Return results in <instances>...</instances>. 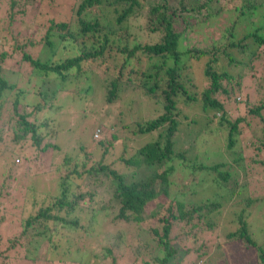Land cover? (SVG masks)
I'll return each mask as SVG.
<instances>
[{
	"label": "trees",
	"instance_id": "1",
	"mask_svg": "<svg viewBox=\"0 0 264 264\" xmlns=\"http://www.w3.org/2000/svg\"><path fill=\"white\" fill-rule=\"evenodd\" d=\"M53 3V0H0V63L19 52L23 63L40 73L37 76L40 83L54 82L52 91L38 92L43 101L32 106L21 101L24 89L17 90L7 126L14 143H28L41 151L58 148L43 139L58 137L56 128L67 127L68 123L64 117L61 121L51 118L44 109L58 113L60 106L55 102L58 92L73 85L78 87L74 91L77 98L87 102L94 92L89 79L92 74L103 77L106 103L135 91L154 105L155 116L137 122L140 133L154 132V135L131 154L121 153L118 162L125 169L117 167L109 153V146L118 138L115 133L109 140L98 141L99 157L93 159L81 142L80 153L65 156L67 166L73 162L71 169L64 173L59 166L50 169L59 172L53 176L55 192L49 193L51 203L22 218L18 226L27 252L43 242L51 251L58 252L62 246L61 252L70 253L74 234L82 231V227L92 230L109 217L113 222L128 223L132 232L143 233L148 236L146 241L154 243L155 255L143 264H180L195 251L182 242H196L200 224L194 221L203 219L205 228L217 233L215 238H223L216 243L218 246L237 244L245 255L251 250L245 256L247 264H264V214L261 236L252 229V225L260 222L251 221L253 208L264 212V198L253 196L248 183L240 181V174L225 160L209 164L199 160L213 151V138L222 136L223 149L241 166L245 146L240 135L246 116L233 117L228 104L245 107L253 102L248 118H259L261 136L256 139L249 136V144L257 154L256 163L262 164L264 170V0H77L70 7L69 20L49 18L47 8ZM226 10H232L235 16L227 26L206 40L195 38L197 28ZM71 14L75 15V28ZM16 20H30L35 30L26 35L18 29ZM33 38L46 43L53 53L58 47L67 51L71 44L77 51L57 61L52 58L41 61L26 50L36 46ZM246 78L251 83L245 84ZM14 87L0 74V95L5 88ZM200 111L204 126L199 130L193 124L194 113ZM181 134L195 150L192 160L188 151L179 146ZM219 148L215 147L220 152ZM177 165H182L191 178V187L184 184L188 190L203 181V173H209L215 186L224 192L223 197L238 196L236 204L228 210L227 222L232 228L225 224L222 229L219 225L221 193L190 203L172 195L171 177ZM144 168L152 170L140 171ZM138 171V176L133 177ZM144 171L147 173L141 174ZM87 182L98 189L83 190ZM100 188L107 196L99 192ZM86 195L89 201L80 204ZM4 218L1 216V220ZM178 225L189 229L174 233ZM17 239H12V248ZM148 242L144 241V248L150 246ZM86 253V250L77 253L72 260L78 264H103L91 261L90 256L84 257ZM202 255L203 252L198 253L197 258ZM116 261V257L112 258L114 264Z\"/></svg>",
	"mask_w": 264,
	"mask_h": 264
},
{
	"label": "rangeland",
	"instance_id": "2",
	"mask_svg": "<svg viewBox=\"0 0 264 264\" xmlns=\"http://www.w3.org/2000/svg\"><path fill=\"white\" fill-rule=\"evenodd\" d=\"M53 1V5L49 6L46 12L49 18L69 20L70 7L77 0ZM30 7L34 13L37 12L33 5H30ZM74 18L75 15L71 18V23L75 28L77 23ZM234 18L232 10L222 12L218 17L211 19L209 23L197 28L195 38L206 40L213 32H219ZM16 25L26 35L35 30V25L30 20H26L25 22L16 20ZM38 26L41 25L39 24ZM14 27L15 23L12 25V29ZM41 35H43V32ZM35 40L33 38V41ZM57 40L58 37L55 41ZM13 42L14 39L10 43L13 44ZM34 44L36 45L34 48L28 47L26 50L33 57L41 59V61L49 58L57 61L58 58L73 55L77 51L74 44H71L67 51H63L58 47L55 50L56 53H53L46 43L38 39ZM12 49L10 48L9 51H13ZM20 55L17 52L13 54V58H8L2 64L0 63V74L7 79L9 84L15 86L13 89L5 88L0 95V136L2 137L0 139V264H78V261L72 260V258L77 256V253L79 255L83 250L87 251L84 257L90 256L92 257L91 261L96 262L98 260L103 264H114L112 262V258L114 257L117 258L115 264H143L145 261L150 260L151 256L155 255L156 248H153L154 243L146 241L148 236L143 233H134L131 231V225L128 223L113 222L109 217L100 221L92 230H86L82 227V231H78L76 235L74 234L73 238L75 241L73 242V246L78 248L77 251L72 246V252L66 254L63 251L61 252L62 246H60L58 252L51 251L52 249L45 246L42 242L37 249L31 247L29 252H27L24 235L18 226L22 218H27L31 212L37 211L41 205L46 206L51 203L49 193L55 192L53 176L58 175L59 172L55 173L50 169L59 166L62 168V173L67 171V169H71L73 162L71 161L68 167L65 164V156L70 155L74 157L76 153H80L79 145L81 142L84 144L85 152L90 154L93 159L99 157L101 146L98 145V141L111 139L112 133H115L118 138L113 142V146H109V153L111 159H115V165L120 167L118 158L121 153H124L123 155L131 154L135 148L144 145L154 135V132L140 133L137 122H143L148 117L155 116L152 112L155 106L145 101V97L139 96L135 91L127 95L125 93L118 101L106 103L103 77L92 74L89 79L93 84L94 92L87 102L82 103L77 98V94L74 91L78 87L73 85L58 92L55 99V102L59 103L58 106H60L58 113H54L46 107L44 109V112L50 115L51 118L61 121L64 117L68 123L67 127L61 126L58 129L56 128L55 131L58 137L51 136L50 138L43 139L49 143L57 144L58 148H49L41 151L30 147L28 143L27 145L24 143L16 144L13 141L12 132L10 129L8 130L7 126L9 123L8 118L13 112L12 101L16 96L17 90L19 88L24 89L21 101L22 103H30V106H32L34 103L43 101L42 94L38 92L41 90L52 91L54 85L53 81L40 83V80L37 78L40 73L28 66V64L23 63ZM244 81L245 84L251 83L248 78ZM79 82L77 81L76 83ZM249 89L251 91V88ZM240 97L241 95L237 96V99L239 100ZM231 103L228 106H230L229 110L233 117L243 114L246 116V121L243 122L242 133L240 135L242 137L241 144L245 146L242 151L243 159L239 163L241 166H238V162L233 161V157L227 155V151L223 149L222 136L213 138V145H211L213 151L211 149L205 157L200 156L199 160L206 164L225 160L226 163H230L232 170L234 169L240 174V181L248 183L250 193L253 196L264 198L263 165L256 163L257 154L253 152L255 150L252 147L253 145L249 144V136L252 135L254 139L261 136V121L258 120L257 116L248 118L250 116L249 108L252 107L253 102L247 104L245 107L230 105ZM194 114H196V122L193 124V127L200 130L201 126H204V115H202V111L199 113L195 112ZM248 119H250V122H248ZM53 121L55 123V120ZM183 136L184 134H181L179 146L188 151L187 155L192 160L195 158V150L187 143ZM216 146L220 147V152L215 149ZM120 168L125 169L123 166ZM145 169L152 170L151 168H144L140 171ZM140 171L134 173L133 177H137ZM146 173L147 171H144L141 174ZM202 177L204 179L201 183L194 184L192 189L188 190L184 184L190 186L191 178L187 175V170L182 168V165H177L171 177L173 180V184L170 187L172 195L183 202L190 203L213 198L216 192L221 193L220 196L223 199L221 212L219 213L221 219L216 217L211 218L215 221L218 219L219 225H222V229L225 224L227 228H232L233 226H230L227 222L228 210L231 205L236 204L238 196L231 198L224 195L223 197L224 192L218 189L212 182L211 174L203 173ZM87 183V186L83 190L98 189L96 186L91 185L90 182ZM31 186L34 187L31 188ZM99 192L107 196L105 190L102 188H100ZM88 201L89 196L86 195L84 199L80 200V204L87 203ZM252 210L253 219L251 221L256 222L258 220L260 222L256 226L252 225V229L254 231L257 230L259 233V229L263 230L264 212H260L255 208ZM3 215L5 218L1 220V216ZM194 222L200 224L196 231L199 238L194 244L188 240L182 243L195 251L182 259L180 264H214V262L219 264L248 263L245 262V256H248L251 250L245 255L237 244L227 247L226 243H222L221 246H218L216 243L221 242L223 238H215L217 233H210L205 228L203 219H196ZM185 229L188 230L189 226L178 225L174 227V233H182ZM217 230L219 232V229ZM118 233L121 235L118 236ZM261 235L262 233H259V236ZM17 237L15 247L12 248V239ZM144 241L150 243L148 248L143 247ZM196 249L198 250L196 251ZM201 252H203V255L197 258V254ZM26 255H33V260ZM152 264L155 263L153 262Z\"/></svg>",
	"mask_w": 264,
	"mask_h": 264
}]
</instances>
